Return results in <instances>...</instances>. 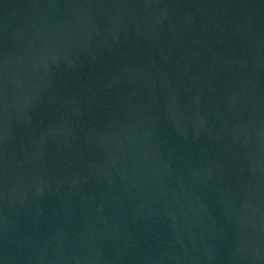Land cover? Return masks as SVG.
Segmentation results:
<instances>
[{
  "label": "water",
  "instance_id": "water-1",
  "mask_svg": "<svg viewBox=\"0 0 264 264\" xmlns=\"http://www.w3.org/2000/svg\"><path fill=\"white\" fill-rule=\"evenodd\" d=\"M0 264H264V0H0Z\"/></svg>",
  "mask_w": 264,
  "mask_h": 264
}]
</instances>
